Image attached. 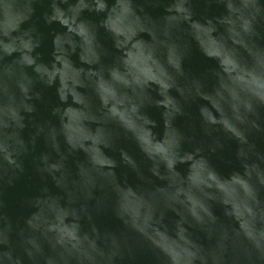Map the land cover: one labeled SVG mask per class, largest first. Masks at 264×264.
<instances>
[{
  "label": "water",
  "instance_id": "water-1",
  "mask_svg": "<svg viewBox=\"0 0 264 264\" xmlns=\"http://www.w3.org/2000/svg\"><path fill=\"white\" fill-rule=\"evenodd\" d=\"M0 264H264V0H0Z\"/></svg>",
  "mask_w": 264,
  "mask_h": 264
}]
</instances>
